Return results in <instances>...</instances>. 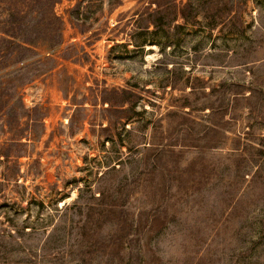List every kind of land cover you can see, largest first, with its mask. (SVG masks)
Masks as SVG:
<instances>
[{"label":"rangeland","instance_id":"1","mask_svg":"<svg viewBox=\"0 0 264 264\" xmlns=\"http://www.w3.org/2000/svg\"><path fill=\"white\" fill-rule=\"evenodd\" d=\"M238 1L0 0L34 40L0 69L30 77L0 113V264H264V0Z\"/></svg>","mask_w":264,"mask_h":264},{"label":"trees","instance_id":"2","mask_svg":"<svg viewBox=\"0 0 264 264\" xmlns=\"http://www.w3.org/2000/svg\"><path fill=\"white\" fill-rule=\"evenodd\" d=\"M241 0L238 1V3ZM17 12V11H16ZM181 16H184L183 12L180 11ZM61 23V19H59ZM9 20L5 19V22H8ZM10 22V21H9ZM13 22V21H11ZM3 35H0V41L3 42V48H0V69L12 65L14 63L20 62L24 60L27 56V54L30 51V47L28 45H32L34 40L31 39H23V40H16L13 35L9 34V30L4 29V31H1ZM25 45H22V44ZM29 69L21 68L16 71L11 72L8 74L3 80L0 81V113L4 114V112H8V104L13 101L16 98V90L19 86L25 84L29 80L28 75ZM128 93L132 96H135L133 92ZM126 107H123L125 106ZM136 106V101H130L126 99L123 101V103L120 105L121 110H132ZM131 117V116H130ZM129 116L126 118L129 119Z\"/></svg>","mask_w":264,"mask_h":264}]
</instances>
